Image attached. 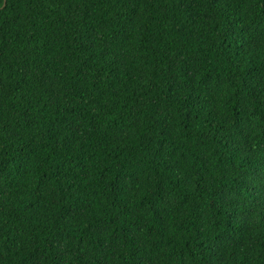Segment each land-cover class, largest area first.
I'll return each mask as SVG.
<instances>
[{"label":"trees","instance_id":"trees-1","mask_svg":"<svg viewBox=\"0 0 264 264\" xmlns=\"http://www.w3.org/2000/svg\"><path fill=\"white\" fill-rule=\"evenodd\" d=\"M0 264H264V0H0Z\"/></svg>","mask_w":264,"mask_h":264}]
</instances>
